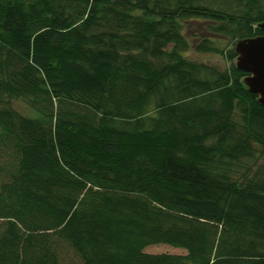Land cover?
Masks as SVG:
<instances>
[{"label": "trees", "instance_id": "16d2710c", "mask_svg": "<svg viewBox=\"0 0 264 264\" xmlns=\"http://www.w3.org/2000/svg\"><path fill=\"white\" fill-rule=\"evenodd\" d=\"M262 23L264 0H0V264H264L235 62Z\"/></svg>", "mask_w": 264, "mask_h": 264}, {"label": "water", "instance_id": "95a60500", "mask_svg": "<svg viewBox=\"0 0 264 264\" xmlns=\"http://www.w3.org/2000/svg\"><path fill=\"white\" fill-rule=\"evenodd\" d=\"M260 27L264 29V23ZM235 51L237 68L248 73L245 84L259 95V102L264 106V35L237 41Z\"/></svg>", "mask_w": 264, "mask_h": 264}, {"label": "rangeland", "instance_id": "374dc122", "mask_svg": "<svg viewBox=\"0 0 264 264\" xmlns=\"http://www.w3.org/2000/svg\"><path fill=\"white\" fill-rule=\"evenodd\" d=\"M193 32L196 34L201 35L202 33L199 31V28L193 27ZM190 32L187 33V36L189 37L190 41L193 42L194 40L192 37H190ZM188 56L192 59H195L197 61L206 62L208 64L216 65L221 69L226 68L229 65V61L226 59V57L220 53H199L194 51L193 48L187 53ZM237 59L235 60V62ZM15 108H17L20 111H25L26 107L23 103L17 102L14 103ZM145 251L150 253H173V254H184L185 250L178 247H173L170 245H164V244H155L150 245L145 248Z\"/></svg>", "mask_w": 264, "mask_h": 264}]
</instances>
